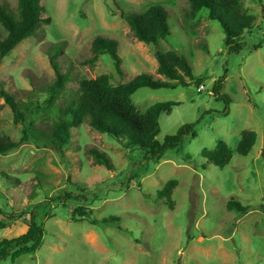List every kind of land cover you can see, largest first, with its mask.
Here are the masks:
<instances>
[{
    "label": "rangeland",
    "instance_id": "1",
    "mask_svg": "<svg viewBox=\"0 0 264 264\" xmlns=\"http://www.w3.org/2000/svg\"><path fill=\"white\" fill-rule=\"evenodd\" d=\"M43 1L51 23L18 44L0 65V83L8 92L19 101L36 100L56 78L50 50L65 43L57 61L70 77L54 104L30 118L38 128L58 121L60 110L78 98L83 79L107 74L115 86L142 73L164 79L157 72L156 46L138 41L122 18L125 12L160 5L169 14L171 35L158 48L184 54L204 82L199 88L195 82L175 89L141 88L132 101L140 112L157 102L178 103L160 115V141L187 124H194L196 137H185L153 159L143 150L124 148L86 121L72 128L63 154L29 142L0 155V220L8 225L0 230V241L26 232L32 213L45 230L35 254L0 264H264V0H242L256 21L239 53L229 52L225 33L208 18V9L187 22L188 0ZM17 5V0H0L11 13ZM0 35H6L1 24ZM99 35L118 43L122 72L109 54L92 61V42ZM220 79L217 96L214 84ZM39 97L43 101L47 94ZM244 130L257 134L247 156L236 152ZM0 135L16 141L23 135L2 97ZM218 140L233 152L223 168L201 155L203 149H215ZM91 150L105 153L113 168L98 164ZM171 179L178 181L173 209L158 196ZM229 201L248 206L249 212L237 217L227 208ZM77 207L89 208L93 219L114 216L119 222L77 221Z\"/></svg>",
    "mask_w": 264,
    "mask_h": 264
},
{
    "label": "trees",
    "instance_id": "2",
    "mask_svg": "<svg viewBox=\"0 0 264 264\" xmlns=\"http://www.w3.org/2000/svg\"><path fill=\"white\" fill-rule=\"evenodd\" d=\"M17 2L16 13H11L0 6V24L6 32L5 36L0 35V65L18 44L35 36L43 24L51 23V17L45 16L46 9L43 0H17ZM188 2L189 9L185 13L187 22L194 20L199 11L206 8L208 9V18L216 21L224 31V42L229 52L239 53L243 49L245 34L250 33L254 28L256 17L246 12L242 0H188ZM122 18L127 22L138 41L156 46L154 56L158 63L157 72L164 79H157L152 75L142 73L133 77L129 82L116 86L111 83L110 76L107 74L94 79H83L79 82L80 94L78 98L70 101L60 110L61 116L57 122L47 126L46 129H40L30 118L45 107H51L54 104L59 92L65 90L70 77L69 73L61 71L57 61L65 43L55 44L54 49L50 50L49 58L56 78L52 84L39 91L36 100L19 101L0 83V97L11 108L14 122L23 127V135L17 141L0 135V155L12 153L29 142L63 154L65 146L70 143L72 128L86 121L102 134L114 138L124 148L143 150L147 157L153 159H160L168 149L181 145L185 137H196L193 130L194 124H187L182 126L176 134L167 135L163 141H160L158 139L160 115L164 110L178 103L157 102L145 112H140L132 101L133 94L141 88L175 89L179 86L187 87L193 82L199 88L204 82V78L197 79L193 74L191 64L184 54L175 49L161 51L158 48L160 41L171 35L167 10L160 5H152L141 12H125L122 14ZM117 44L115 40L100 35L95 37L92 42V61L97 60L103 54H109L117 71L122 72ZM253 48L257 49L258 46ZM222 82V79L215 81L214 94L217 96ZM42 94H47L43 101L39 97ZM227 100H229L228 97ZM256 140L257 134L254 131L244 130L236 152L239 155L247 156L252 151ZM91 152L98 164L109 169L113 168L105 153L99 150H91ZM201 155L208 162L223 168L231 162L233 152L226 142L218 140L215 149H203ZM186 158L191 159L192 157L187 154ZM177 185L178 181L171 179L158 191L159 199H165L170 209L174 208L172 195ZM227 208L235 210L237 217L249 212L248 206H243L236 201H229ZM91 214L89 208L77 207L73 212V218L77 221L84 218L83 220H88L92 225L102 226L114 225L119 222V218L114 216L98 220L93 219ZM25 223L27 225L26 232L17 237L0 241V261L9 259L11 262H15L23 254H35L43 244L44 225L38 223L35 213L30 214ZM117 226L122 229L119 225ZM6 227L8 225L0 220V230Z\"/></svg>",
    "mask_w": 264,
    "mask_h": 264
}]
</instances>
